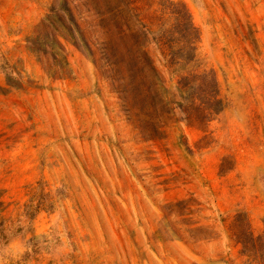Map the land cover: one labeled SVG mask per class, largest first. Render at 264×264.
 I'll return each mask as SVG.
<instances>
[{"label": "rangeland", "instance_id": "1", "mask_svg": "<svg viewBox=\"0 0 264 264\" xmlns=\"http://www.w3.org/2000/svg\"><path fill=\"white\" fill-rule=\"evenodd\" d=\"M0 264H264V0H0Z\"/></svg>", "mask_w": 264, "mask_h": 264}, {"label": "trees", "instance_id": "2", "mask_svg": "<svg viewBox=\"0 0 264 264\" xmlns=\"http://www.w3.org/2000/svg\"><path fill=\"white\" fill-rule=\"evenodd\" d=\"M1 236H2V234H1Z\"/></svg>", "mask_w": 264, "mask_h": 264}]
</instances>
